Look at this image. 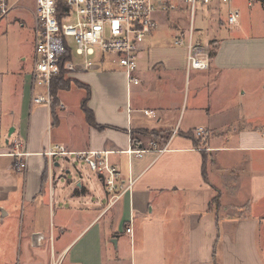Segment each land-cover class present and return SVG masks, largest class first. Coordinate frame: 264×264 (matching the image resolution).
I'll return each instance as SVG.
<instances>
[{
    "label": "crops",
    "instance_id": "crops-1",
    "mask_svg": "<svg viewBox=\"0 0 264 264\" xmlns=\"http://www.w3.org/2000/svg\"><path fill=\"white\" fill-rule=\"evenodd\" d=\"M245 2L247 25L240 21L220 40L200 31L208 70L188 72L184 49L181 62L162 58L148 66L163 69L158 79L139 63V84L128 93L122 69L106 60L98 70L67 75L75 86L58 92L54 115L51 106L33 102L44 94L32 81L34 8L23 4L0 19V264H264V131H224L208 139L206 152L192 135L231 125L224 119L226 82L264 77V0ZM241 6L232 0L205 8L210 28L224 29L231 8ZM223 8L224 16L213 18ZM22 10L33 14L30 46L2 29L5 20L24 28ZM182 72L189 88L194 74L192 96L172 89ZM87 87L95 125L82 110ZM73 93L79 100L72 102ZM195 115L203 118L198 126ZM14 139L29 153L24 171L10 155ZM154 144L166 149L157 153ZM53 145L106 153L128 191L114 201L96 172L64 157L78 164L66 174L79 177L63 184L61 164L44 154ZM133 150L147 152L137 157Z\"/></svg>",
    "mask_w": 264,
    "mask_h": 264
},
{
    "label": "built area",
    "instance_id": "built-area-1",
    "mask_svg": "<svg viewBox=\"0 0 264 264\" xmlns=\"http://www.w3.org/2000/svg\"><path fill=\"white\" fill-rule=\"evenodd\" d=\"M178 1L190 7L192 23L187 36L176 39L175 45L186 49L188 72L208 70L211 65L209 55L203 41L195 37L193 20L199 7H210L216 1L226 5L232 0H0V19L17 11L23 4L34 6L36 44L32 81L34 88L44 89V94L35 95L33 102L50 107L53 81L63 70L67 75L98 70L106 60L122 69L129 93L132 85L139 84L135 76L139 55L147 36L158 28V8L172 6L174 9ZM253 2L249 0L250 4ZM240 19V10L231 8L227 23L237 26ZM69 39L74 40L77 59L73 56ZM144 113L154 118L157 116L154 111ZM194 134L205 138L208 131L200 127L194 130ZM153 146L156 149V144ZM12 147L10 155L17 158V168L24 171L29 153L24 151L20 139H14ZM165 149L154 151L162 153ZM128 152L143 157L147 151ZM44 154L50 162L56 157H64L88 165L99 175L114 201L129 189L122 182L120 172L109 163L106 153H71L62 145H53ZM131 231V227L127 229V233Z\"/></svg>",
    "mask_w": 264,
    "mask_h": 264
},
{
    "label": "rangeland",
    "instance_id": "rangeland-1",
    "mask_svg": "<svg viewBox=\"0 0 264 264\" xmlns=\"http://www.w3.org/2000/svg\"><path fill=\"white\" fill-rule=\"evenodd\" d=\"M238 4H240L241 9V19L243 23L247 25V23L252 20V18H247L248 10L251 8H247L246 0H234ZM32 5V4H30ZM32 9L34 6L31 7ZM31 9V10H32ZM247 9V11L245 10ZM253 9V8H252ZM18 11V10H17ZM23 12H26L28 15L26 18L27 25L24 28H20V21L16 22V27H9L7 21L5 20L3 22L2 29L5 31H8V34L13 36L16 40H19L25 45L31 44V38L33 42V30L31 27V23L33 21V14L29 10H22ZM246 11V12H245ZM225 14V10L212 13L213 18L217 17H223ZM211 15V12L207 11V9L199 7L195 19L193 20L194 24V30H195V37L200 39V31L203 30L205 33L208 34L207 38L211 39H218L220 40L224 35L229 36L227 34H230L236 26H231L227 23L225 25L224 29L217 30L214 27L210 28L207 20L208 17ZM213 19L211 20V22ZM157 22H158V28L149 34L146 38V46L147 51L145 54H143V59L139 60L140 65H144V69H141V71L147 75L151 74L152 76L156 77L161 73H159L158 68L152 69L151 67L148 68L150 64L154 60L159 59H168V61H175L180 60L183 61L184 59V47H178L175 45V41L178 38L186 37L188 34V30L190 28V25L192 23L191 20V14H190V7L183 3L182 1H178L175 3V8L173 9L172 6H168L165 8L159 7L157 11ZM231 31V32H229ZM236 31H233L235 33ZM232 34V33H231ZM201 37V36H200ZM201 39L204 41V35L201 37ZM197 40V39H196ZM69 42L73 49V56L74 58H78L75 55V43L73 39H69ZM204 49L207 51V47L204 43ZM176 65V64H175ZM161 75L163 74V69ZM193 73H195L193 71ZM182 77L179 79H176L175 83H173L172 89L176 93L180 94H190V96L194 93V74L192 76V85L189 88L188 86H184V73L182 72ZM184 77V78H183ZM71 79V81H76L72 77H68ZM99 82L96 81V85H98ZM212 83V82H211ZM264 83V77H247L242 81H228L223 86V95L225 96L224 101L227 103V109L225 114V120H228L231 122V125L222 126V127H213V128H205L208 131V135L205 138L202 137H196L194 133H192L193 137L196 138L197 146L200 148L203 152H206V143L210 137L217 135L219 133H223L224 131H229L231 134H234L241 130V129H256L260 131H264V86L262 85ZM78 85V84H77ZM74 84H71V87H74ZM80 86V85H78ZM81 87V86H80ZM164 87V85H163ZM71 96L72 102H75L79 100V94L73 93ZM192 104V98L190 97L188 106ZM201 104V102H199ZM225 105V104H224ZM188 115V113H187ZM186 115V119L187 116ZM203 118L200 115H195L193 117L194 122H200ZM197 126L200 125V123ZM56 161H58L61 164V169L59 172V176L63 184L69 183V182H75L76 178L79 177L78 173L73 172L72 174H66L67 167L71 170H74V167L78 166V164L71 165L68 163H65V160L62 157H56ZM57 195L58 191L61 189L60 186H57L56 188ZM233 213V211H232ZM235 213V212H234ZM263 230V228H262Z\"/></svg>",
    "mask_w": 264,
    "mask_h": 264
},
{
    "label": "trees",
    "instance_id": "trees-1",
    "mask_svg": "<svg viewBox=\"0 0 264 264\" xmlns=\"http://www.w3.org/2000/svg\"><path fill=\"white\" fill-rule=\"evenodd\" d=\"M67 59H68V57L66 56L65 60H67ZM72 82H75V81H71V79H69L67 77V74H66V72L64 70L62 71L61 75L53 81L52 89H51V94H52V97H53L51 108H52L53 115H54V107L58 103V98H57L58 92L61 91V90L69 89ZM78 85H80L81 87L84 86L82 84H78ZM87 90H88L89 93H88V97L83 101L82 110H83V112L86 115L88 123L91 124V125H95L94 124L95 122H94V119H93V114L87 107V103H88L89 98H90V90H89L88 87H87Z\"/></svg>",
    "mask_w": 264,
    "mask_h": 264
},
{
    "label": "water",
    "instance_id": "water-1",
    "mask_svg": "<svg viewBox=\"0 0 264 264\" xmlns=\"http://www.w3.org/2000/svg\"><path fill=\"white\" fill-rule=\"evenodd\" d=\"M13 132H14V129H11V130L9 131V137L12 136Z\"/></svg>",
    "mask_w": 264,
    "mask_h": 264
}]
</instances>
